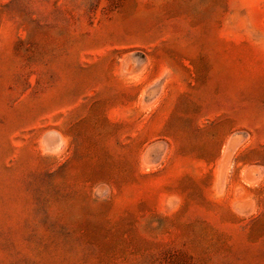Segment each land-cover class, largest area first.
<instances>
[{"label":"rangeland","instance_id":"1","mask_svg":"<svg viewBox=\"0 0 264 264\" xmlns=\"http://www.w3.org/2000/svg\"><path fill=\"white\" fill-rule=\"evenodd\" d=\"M0 264H264V0H0Z\"/></svg>","mask_w":264,"mask_h":264}]
</instances>
